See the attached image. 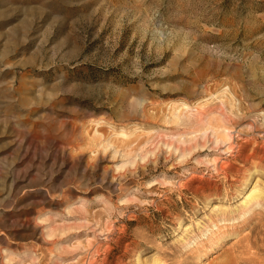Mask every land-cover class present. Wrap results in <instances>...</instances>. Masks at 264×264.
<instances>
[{
  "label": "rangeland",
  "instance_id": "obj_1",
  "mask_svg": "<svg viewBox=\"0 0 264 264\" xmlns=\"http://www.w3.org/2000/svg\"><path fill=\"white\" fill-rule=\"evenodd\" d=\"M258 186L264 0H0V264H264Z\"/></svg>",
  "mask_w": 264,
  "mask_h": 264
},
{
  "label": "bare ground",
  "instance_id": "obj_2",
  "mask_svg": "<svg viewBox=\"0 0 264 264\" xmlns=\"http://www.w3.org/2000/svg\"><path fill=\"white\" fill-rule=\"evenodd\" d=\"M195 114V113H194ZM180 115V114H178ZM223 117L226 118L229 116L224 115V113H222ZM180 117V116H179ZM194 117V115H193ZM199 117V116H198ZM231 138V137H230ZM228 147V146H227ZM239 147V146H238ZM236 151H239V149L237 148ZM224 175V177L228 176V173L223 169H220ZM220 171V172H221ZM242 206H240L239 208L236 209V214L239 218L245 219L246 217H249L252 213H254V210L258 207L260 208H264V187H253L251 189L250 192H248L245 196V198L243 199V201L241 202ZM259 211V210H258ZM263 211V210H262ZM232 212V211H231ZM260 213V214H259ZM224 214V213H223ZM257 214L261 215L263 214L262 212H257ZM258 215V216H259ZM263 216V215H262ZM222 217V216H221ZM254 217V216H253ZM231 217L229 216H223V219L225 220H232L230 219ZM246 221V220H245ZM221 223V222H220ZM234 223V222H233ZM237 223V222H236ZM239 224V223H238ZM216 228L217 225H215ZM249 264H252L251 259H249Z\"/></svg>",
  "mask_w": 264,
  "mask_h": 264
}]
</instances>
